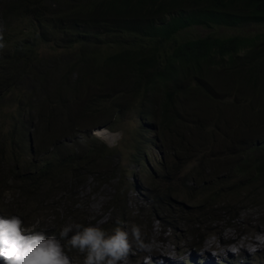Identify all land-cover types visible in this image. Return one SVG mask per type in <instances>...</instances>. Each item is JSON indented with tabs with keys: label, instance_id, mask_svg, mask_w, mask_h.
Returning <instances> with one entry per match:
<instances>
[{
	"label": "trees",
	"instance_id": "trees-1",
	"mask_svg": "<svg viewBox=\"0 0 264 264\" xmlns=\"http://www.w3.org/2000/svg\"><path fill=\"white\" fill-rule=\"evenodd\" d=\"M1 11L0 34L6 46L0 49V107L9 102L8 97L16 101L13 94L23 93L24 100L31 97L26 107L36 109L31 105L34 101L49 128L54 127L56 117L72 119L69 117L76 105L84 120L103 119L106 114L124 116L136 108L142 142L149 143L152 138L147 132L153 128V142L162 141L168 150L162 160L163 169L152 175L157 187L150 184V206L168 223L167 227L178 231V223L173 221V216H178L187 229L202 228L214 234L220 228L211 224L231 226L237 208L263 196L264 122L253 119L250 110L261 113L264 32L206 36L181 43L176 38L195 26L264 25V0H14L4 3ZM34 19L41 26V33L31 26ZM48 43L55 50L70 51V58L79 63L64 78L63 73L56 80L51 78L54 94L44 97L20 92L23 74L31 71L39 75L35 48ZM96 45L99 50L104 49L102 45L117 48L113 55L106 56L107 49L94 54L98 68L83 56L85 47ZM53 61L50 57L48 64ZM65 63L63 71L69 68ZM84 66L94 68L91 75L99 78L97 83L92 81L93 87L86 90L82 101L79 97L86 88V76L81 73L73 79L71 75ZM103 71L105 74L100 75ZM97 88V92H90ZM72 90L78 94L75 102L68 101ZM20 101L23 103V99ZM234 105L248 107L249 113L236 115L228 109ZM248 117L254 123L239 124ZM20 118V124L27 123ZM98 123L107 125L102 120ZM86 139L90 141L86 146L79 147L74 142L64 151L55 149L51 153L53 160L43 171L36 175L26 172L19 178L18 188L24 197L39 196L42 188L48 186L51 189L47 198L52 199L58 194L53 187L61 177L78 180L82 167L98 169L106 165V157L114 151L105 143L99 144L97 138ZM145 147L138 146L132 155L135 165L142 166L150 160ZM0 151H4L1 146ZM191 165L194 166L190 168ZM225 171L235 174L231 179L240 180L228 187L231 179L221 176ZM130 175L133 172L128 168L119 169L115 177L118 183L113 204L121 214L127 213L128 190L135 185L129 182ZM170 182L176 187L167 186ZM195 182H200L198 194L192 192L191 184ZM68 192L73 199L74 191ZM193 196L199 197L197 206L190 204ZM80 213L75 212L79 217ZM223 215L231 216L226 220ZM194 218L199 220L193 222ZM25 227L27 222H23ZM203 239L200 234L199 243ZM263 261L261 254L259 262Z\"/></svg>",
	"mask_w": 264,
	"mask_h": 264
},
{
	"label": "rangeland",
	"instance_id": "rangeland-1",
	"mask_svg": "<svg viewBox=\"0 0 264 264\" xmlns=\"http://www.w3.org/2000/svg\"><path fill=\"white\" fill-rule=\"evenodd\" d=\"M13 1L0 0V31L3 14L1 7L4 3ZM31 26L41 33V26L35 19L32 20ZM257 31L264 32V25L237 28L195 26L181 32L176 40L181 43L206 36L229 37ZM85 48L87 52L83 56L88 59L91 66L97 64L94 54L100 55V52L103 53L105 52L104 49H107L106 56H108L113 55L117 50L114 45H102L101 48L104 49L100 50L97 45ZM68 52L70 51L55 50L52 43L37 46L34 55H37L39 59L37 61L39 64L37 67L39 73L37 74L39 75L37 77L31 74V71L29 74H23L18 90L30 96L35 94L45 97L48 93L54 94L55 89L50 81L51 78L56 80L61 73H63L62 78H64L70 68L72 69L73 65L79 63L76 59L72 60L70 57L73 54L70 55ZM50 57L54 60L51 65L48 64ZM56 60H59L60 63L57 64ZM65 62L72 63V65ZM64 63L69 68L67 67L63 71ZM78 69L82 71L74 73L71 77L75 79L82 74L86 76L84 81L87 85L80 91L79 97L83 101L85 99L83 94L87 95L86 90L92 89V81L97 83L99 77L91 75L94 68L84 66ZM99 74L104 75L105 71ZM40 76L41 80L39 79ZM74 86L75 83L72 87L74 88ZM94 91L97 92L98 88L90 92ZM13 95L17 98L16 101L10 96L8 97L9 102L0 107V146L4 150L0 151V218L19 216L23 222L28 223V227L24 228L26 232L41 230L46 235H53L55 232L57 236L62 228L70 227L74 231L77 225L85 227L94 225L108 232L117 226L129 231L133 225L140 226L146 236V242H150L153 246L152 251H136L133 243V253L120 264H196L195 261L197 264H264V261L259 262L261 254H264V194L243 208H237L233 214L236 219L231 221V226L222 223L211 224L215 228H220L219 231L215 230L216 233L214 234L208 233L202 228L187 229L181 219H178V216H173L175 224L178 223V231H173L166 227L161 217L153 213L152 206H150L152 196L150 184L154 181L152 175L155 171L160 173L163 169L162 160L167 156L168 150L165 151L166 148L162 141H159L158 144L153 142L155 137L153 128L147 132L148 136L152 138L149 143L145 145L142 142L143 138L139 134L140 119L136 108L127 111L124 116L117 117L106 114L103 119L90 118L84 120L81 118L82 110L76 105L69 117L72 119L65 120L56 117L54 118V127L49 128L47 121L42 120L44 118L39 115L34 101L31 105L36 109L26 107L31 101V97L24 100L23 93ZM74 97H78V94L72 90L68 101L75 102ZM21 99H23V103H21ZM82 101L78 100V103ZM259 104L261 113L251 109L250 115L253 119L264 122V93ZM123 106H126L125 103ZM228 109L236 115L249 110L246 106L238 105L229 106ZM44 110L49 113L47 106ZM20 116L27 120V123L20 124ZM64 117L67 118V113L64 114ZM33 119L37 122L33 123ZM100 120L107 125L102 126L98 123ZM240 120L241 118L234 124L237 125ZM244 122L254 123L249 118L242 119L239 124ZM60 130L63 131L59 132ZM31 135L33 140H31ZM90 137L97 138L100 140L99 144L105 143L114 151L113 154L106 157V165H102L98 169L82 167L78 180L70 179L71 177H61L60 182L58 181L53 187L58 189V194L52 199L47 198L48 191L51 189L48 186L42 188V193L39 196L24 197V193L18 188L19 178L23 177L26 172L36 175L43 171L53 160L54 157L51 153L55 149L64 151L74 142H78L79 147L86 146L90 143L86 138ZM138 146H146L144 148L145 154L148 152L150 158L142 166L135 165L132 161V155ZM165 146L167 147V145ZM193 166L191 165L190 168ZM127 168L133 172V175L129 176V182L135 185L130 191L128 190L127 213L121 214L120 210L115 209L113 204L118 183V179L115 177L119 169L126 170ZM234 175L231 171H225L221 174L222 177L228 179L235 177ZM239 180L240 177L231 179L230 182H227V186H233ZM170 183L167 186L176 187L174 183ZM153 184L155 185V182ZM199 184L200 182L191 184L194 194L200 192L201 186ZM240 186L241 184L235 188ZM154 187H157V184ZM70 189L75 194L73 199H70L71 193L68 192ZM199 202V197L193 196L190 204L197 206ZM77 211L81 212L80 217L75 214ZM238 211L240 212L236 215ZM231 215H223V217L228 220ZM198 220L194 218L193 222ZM117 221L122 223L118 225ZM71 234L69 233V236ZM200 234L204 235L202 244L198 241ZM62 243L65 242L62 241ZM199 244L201 247L197 246ZM65 250L73 264H83V254L68 248ZM0 264H3L2 260H0Z\"/></svg>",
	"mask_w": 264,
	"mask_h": 264
},
{
	"label": "clouds",
	"instance_id": "clouds-1",
	"mask_svg": "<svg viewBox=\"0 0 264 264\" xmlns=\"http://www.w3.org/2000/svg\"><path fill=\"white\" fill-rule=\"evenodd\" d=\"M3 40L0 34V49L6 46ZM121 223L117 221L118 225ZM133 243L136 251H152V244L146 242L145 234L136 225L130 231L117 226L111 232L94 225H77L74 231L70 227L62 228L57 236L36 230L26 232L19 216L0 218L3 264H73L66 248L83 254V264H120L133 253Z\"/></svg>",
	"mask_w": 264,
	"mask_h": 264
},
{
	"label": "water",
	"instance_id": "water-1",
	"mask_svg": "<svg viewBox=\"0 0 264 264\" xmlns=\"http://www.w3.org/2000/svg\"><path fill=\"white\" fill-rule=\"evenodd\" d=\"M31 140H33V136L31 135Z\"/></svg>",
	"mask_w": 264,
	"mask_h": 264
},
{
	"label": "bare ground",
	"instance_id": "bare-ground-1",
	"mask_svg": "<svg viewBox=\"0 0 264 264\" xmlns=\"http://www.w3.org/2000/svg\"><path fill=\"white\" fill-rule=\"evenodd\" d=\"M101 129V128H100ZM103 129H105V128H103ZM109 131V130H108ZM95 133H96V131H95Z\"/></svg>",
	"mask_w": 264,
	"mask_h": 264
}]
</instances>
